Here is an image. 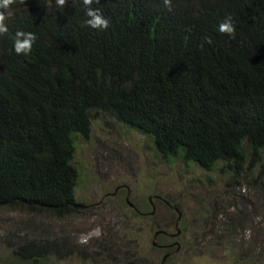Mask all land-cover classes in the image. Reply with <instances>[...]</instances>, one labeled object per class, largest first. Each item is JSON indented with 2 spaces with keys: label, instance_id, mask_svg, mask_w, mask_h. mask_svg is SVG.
<instances>
[{
  "label": "trees",
  "instance_id": "trees-1",
  "mask_svg": "<svg viewBox=\"0 0 264 264\" xmlns=\"http://www.w3.org/2000/svg\"><path fill=\"white\" fill-rule=\"evenodd\" d=\"M91 7L109 20L106 30L85 25L83 0L10 6L8 33L0 35V208L47 218L79 210L75 142L88 135L97 111L146 134L166 158L221 173L258 160L264 0H171L170 7L164 0H93ZM227 16L234 39L218 31ZM17 31L37 37L30 54L15 53ZM156 228L153 236L167 232ZM165 235L150 240L154 255ZM35 246L22 244L13 263L3 264H46ZM113 254L127 262L128 253Z\"/></svg>",
  "mask_w": 264,
  "mask_h": 264
},
{
  "label": "rangeland",
  "instance_id": "rangeland-1",
  "mask_svg": "<svg viewBox=\"0 0 264 264\" xmlns=\"http://www.w3.org/2000/svg\"><path fill=\"white\" fill-rule=\"evenodd\" d=\"M75 144L80 209L47 218L0 208V264L13 263L29 241L46 264H149L165 255L166 264H264V149L240 171L206 170L163 157L146 134L104 111L91 113L88 135H77ZM173 205L181 213L177 227ZM156 227L170 236L154 255ZM117 249L128 253L127 262L113 254Z\"/></svg>",
  "mask_w": 264,
  "mask_h": 264
},
{
  "label": "clouds",
  "instance_id": "clouds-1",
  "mask_svg": "<svg viewBox=\"0 0 264 264\" xmlns=\"http://www.w3.org/2000/svg\"><path fill=\"white\" fill-rule=\"evenodd\" d=\"M24 0H20L23 3ZM99 2V0H97ZM16 3V0H0V35L8 33L6 26V19L11 18L13 13L10 10V6ZM57 7L63 8L66 5V0H55ZM166 6L170 7L171 0H164ZM83 4L86 6L85 15L88 19L85 20V25L98 30H106L109 27V20L106 19L103 13L99 9L91 7L93 0H83ZM218 31L222 34L228 35L230 38H235V26L231 16H227L219 24ZM36 36L31 32L17 31L15 34V40L13 44L14 51L17 55H28L32 51V45L36 40ZM246 236H250V233H246Z\"/></svg>",
  "mask_w": 264,
  "mask_h": 264
},
{
  "label": "water",
  "instance_id": "water-1",
  "mask_svg": "<svg viewBox=\"0 0 264 264\" xmlns=\"http://www.w3.org/2000/svg\"><path fill=\"white\" fill-rule=\"evenodd\" d=\"M114 193H115V191H114L113 193H108V194H114ZM126 201H127V203H128L129 206H131V207L133 206V204H132L130 201H128L127 198H126ZM172 208H173L174 210H176L174 207H172ZM153 211H154V210H152V212H153ZM180 218H181V213L178 211V212H177V218H176V227H177V224H178ZM160 232H161V233L168 234V233H166V232H164V231H156L155 234H154V237H153V238H154V239H153V244H155L156 236H157V234L160 233ZM166 256H167V255H165L164 258L162 259V263H161V264H163V262H164Z\"/></svg>",
  "mask_w": 264,
  "mask_h": 264
},
{
  "label": "flooded vegetation",
  "instance_id": "flooded-vegetation-1",
  "mask_svg": "<svg viewBox=\"0 0 264 264\" xmlns=\"http://www.w3.org/2000/svg\"><path fill=\"white\" fill-rule=\"evenodd\" d=\"M132 207L134 208L135 211H137V212L139 213V210H138L134 205H133ZM166 233H167V232H166ZM154 234H155V233H154ZM164 234H165V233H164ZM157 236H158V234H157ZM157 236H156V237H157ZM165 236H170V234L168 233V234H166ZM153 237H154V236H153ZM167 238H170V237H167ZM160 246H162V247H164V248L166 249V247H168L169 244L163 242V243L160 244ZM165 260H166V259H165ZM165 264H166V263H165Z\"/></svg>",
  "mask_w": 264,
  "mask_h": 264
}]
</instances>
